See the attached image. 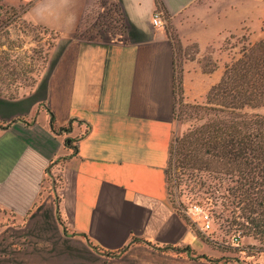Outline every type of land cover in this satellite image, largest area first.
Masks as SVG:
<instances>
[{"label":"crops","instance_id":"1","mask_svg":"<svg viewBox=\"0 0 264 264\" xmlns=\"http://www.w3.org/2000/svg\"><path fill=\"white\" fill-rule=\"evenodd\" d=\"M14 1L56 40L31 92L0 93V264H234L189 255L170 197L175 37L196 47L183 89L203 102L225 63L200 58L264 39V0Z\"/></svg>","mask_w":264,"mask_h":264},{"label":"rangeland","instance_id":"2","mask_svg":"<svg viewBox=\"0 0 264 264\" xmlns=\"http://www.w3.org/2000/svg\"><path fill=\"white\" fill-rule=\"evenodd\" d=\"M23 8L24 4L17 1L0 0V93L9 97L34 89L49 63L56 40L52 31L24 21L21 15ZM175 38L177 69L182 72L184 62L194 58L196 47L184 48L178 36ZM262 40L254 41L249 31L232 33L220 45L208 47L200 58L204 71H214L218 62L225 63L226 68L245 48ZM182 94L183 109L185 104H204L206 101L205 98L203 102H193L187 98L184 89ZM249 112L264 115V105L249 109ZM175 118L168 187L176 210L196 237L195 245L188 249L189 255L213 262L234 259V264H264V236H255L252 225L244 218L251 214L253 210L250 208L254 205L249 198L240 202V185L234 178L208 172L192 178L189 170L185 171V176L182 173L175 153L176 138L196 122V116L183 114L182 119L176 115ZM66 128L69 129V126ZM194 206L199 210H195ZM257 208L262 212V208ZM205 213L209 214L210 228L205 226Z\"/></svg>","mask_w":264,"mask_h":264},{"label":"trees","instance_id":"3","mask_svg":"<svg viewBox=\"0 0 264 264\" xmlns=\"http://www.w3.org/2000/svg\"><path fill=\"white\" fill-rule=\"evenodd\" d=\"M177 66L175 115L178 119L183 114L196 116V122L176 138L175 153L182 173L185 176L189 170L192 178L202 172L234 178L240 185V202L249 198L256 206L250 208V215L242 217L252 225L255 236H264V115L249 112L264 105V40L245 48L226 66L204 104H185L181 108L183 71ZM51 124L55 127L53 116ZM172 154L173 145L171 158ZM169 174L170 163L168 181Z\"/></svg>","mask_w":264,"mask_h":264},{"label":"built area","instance_id":"4","mask_svg":"<svg viewBox=\"0 0 264 264\" xmlns=\"http://www.w3.org/2000/svg\"><path fill=\"white\" fill-rule=\"evenodd\" d=\"M152 23L154 26L156 27H163L166 23L163 15H162V12L160 11H156L152 17ZM195 207V210H199V207L197 206H194ZM204 217V221H205V226L206 228H210V217H209V214L205 213V215H203Z\"/></svg>","mask_w":264,"mask_h":264}]
</instances>
